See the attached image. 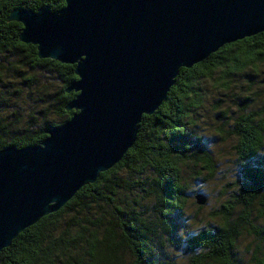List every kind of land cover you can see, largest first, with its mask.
I'll return each instance as SVG.
<instances>
[{"label": "trees", "instance_id": "trees-1", "mask_svg": "<svg viewBox=\"0 0 264 264\" xmlns=\"http://www.w3.org/2000/svg\"><path fill=\"white\" fill-rule=\"evenodd\" d=\"M65 5L66 0H0V149L39 144L47 130L75 112L65 108L77 95L66 90L77 78L75 65L39 57L36 45L20 40L22 23L8 21L17 6L58 11ZM259 62L264 63V31L225 44L194 66L181 68L157 112L143 116L137 141L124 158L83 186L60 210L21 232L0 251V264H125L128 251L135 257L131 264H162L164 259L169 263L168 253L183 244L175 237L180 225L176 217L184 219L188 193L181 164L196 166L206 155L209 175L214 171L205 137L191 130V110L200 99L197 91L216 71L226 78L233 70L244 71ZM26 96L31 99L30 116L23 122L17 101ZM261 115L264 112H243L234 119L244 180L232 201L221 206L217 224L198 230L200 235L187 234L189 264H244L235 249L249 228L264 241V228L253 223L256 206L264 217ZM160 231L168 233L169 252ZM197 249L201 251L193 254ZM253 260L264 264V245L257 244Z\"/></svg>", "mask_w": 264, "mask_h": 264}, {"label": "water", "instance_id": "water-1", "mask_svg": "<svg viewBox=\"0 0 264 264\" xmlns=\"http://www.w3.org/2000/svg\"><path fill=\"white\" fill-rule=\"evenodd\" d=\"M13 20L39 57L75 65L77 95L43 142L0 149V251L124 158L181 68L263 32L264 0H66L17 6Z\"/></svg>", "mask_w": 264, "mask_h": 264}, {"label": "rangeland", "instance_id": "rangeland-1", "mask_svg": "<svg viewBox=\"0 0 264 264\" xmlns=\"http://www.w3.org/2000/svg\"><path fill=\"white\" fill-rule=\"evenodd\" d=\"M223 76L224 73L216 71L214 78H208L202 82V90L197 91L200 99L195 100L196 103L191 110L193 113L190 123L191 126L194 125L191 130L194 129L195 135L205 137V148L207 152H210L209 155L214 161V171L212 175H209L206 155H203L196 166H191L188 161L181 164L182 175L189 194L187 193L184 219L180 216L176 217L180 225L177 227L179 235L175 237L183 244H186L187 234L194 235L200 230L189 221H198L202 224L207 221L204 227L217 224L220 221L221 206L232 201L229 199L241 188L240 185L244 178L241 171L242 160L239 159L236 150L238 138L233 133L234 119L243 112H264L263 62H259L257 67L248 66L244 71L233 70L226 78ZM30 101L29 96L21 97L17 101L18 117L23 122L29 119L30 109L27 103ZM261 116L264 117V115ZM214 129L217 131L213 132ZM200 193L206 196L207 201L201 209H198L200 205L196 202V195ZM68 217L69 215L65 216V218ZM253 223L264 228V217L257 206L253 209ZM258 237V234L250 228L243 231L237 243L235 255L244 264H255L254 249L257 244L264 245V241H259ZM159 238L165 242L166 251L169 252L168 233L160 231ZM159 249L161 250V247ZM192 253L198 252L193 251ZM168 254L171 257H169V263H166L167 259H164L162 264H189L188 249L184 248V258L178 257V250L173 252L172 249ZM134 258L128 251L125 254V264H131Z\"/></svg>", "mask_w": 264, "mask_h": 264}, {"label": "clouds", "instance_id": "clouds-1", "mask_svg": "<svg viewBox=\"0 0 264 264\" xmlns=\"http://www.w3.org/2000/svg\"><path fill=\"white\" fill-rule=\"evenodd\" d=\"M212 131L213 132H216L217 130L214 129ZM210 218H212V217H210ZM189 223H193L194 224V227L196 229H201V228H203L206 225L207 221H204L203 224L201 222H198V221H189ZM194 234L195 235H200V232L199 231H196ZM185 247H186V245L185 244H182L181 247H180V249L178 250V257L179 258H184V248ZM196 251L197 252H200L201 250L200 249H197Z\"/></svg>", "mask_w": 264, "mask_h": 264}]
</instances>
